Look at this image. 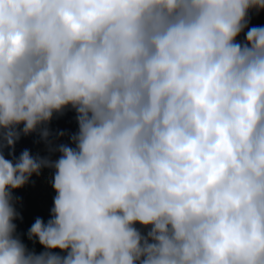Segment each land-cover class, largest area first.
Masks as SVG:
<instances>
[{
  "label": "clouds",
  "instance_id": "9594fccd",
  "mask_svg": "<svg viewBox=\"0 0 264 264\" xmlns=\"http://www.w3.org/2000/svg\"><path fill=\"white\" fill-rule=\"evenodd\" d=\"M253 12L264 0H0V264H264ZM69 110L77 130L53 131ZM32 134L43 147L16 157ZM44 170L29 248L13 193Z\"/></svg>",
  "mask_w": 264,
  "mask_h": 264
},
{
  "label": "rangeland",
  "instance_id": "374dc122",
  "mask_svg": "<svg viewBox=\"0 0 264 264\" xmlns=\"http://www.w3.org/2000/svg\"><path fill=\"white\" fill-rule=\"evenodd\" d=\"M253 26H264V12L259 14L254 12L251 13L249 27ZM238 39L243 41V34ZM50 127L53 131L63 130L68 133H74L77 130L74 111H66L63 116L54 118ZM38 139L39 138L36 134H32L27 137L22 136L16 144L15 156L19 157L20 153L24 149H29L33 154H35L38 149L43 147L42 144L36 143ZM63 142H67V137H65ZM8 151V149H5L4 154L6 158L12 159V157L8 156ZM13 195L19 198V203L16 205V208L22 217L25 215L28 208H32L34 221L38 217L42 218L45 222L50 219V209L53 206V197L55 192L48 183V170H44L40 177L33 175L30 183L21 189L15 190ZM19 221L20 220L18 219L14 222ZM28 230L21 233L22 239H27Z\"/></svg>",
  "mask_w": 264,
  "mask_h": 264
},
{
  "label": "trees",
  "instance_id": "16d2710c",
  "mask_svg": "<svg viewBox=\"0 0 264 264\" xmlns=\"http://www.w3.org/2000/svg\"><path fill=\"white\" fill-rule=\"evenodd\" d=\"M32 208H28L25 215L22 217V220L19 222H15L17 225V232L19 234L26 232L31 225L34 223ZM24 243L28 245L29 248L33 247L32 242L28 241V239H23ZM36 251H41L43 248L37 243L35 246Z\"/></svg>",
  "mask_w": 264,
  "mask_h": 264
}]
</instances>
